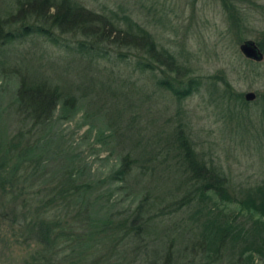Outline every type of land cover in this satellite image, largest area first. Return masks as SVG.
<instances>
[{
    "label": "rangeland",
    "instance_id": "374dc122",
    "mask_svg": "<svg viewBox=\"0 0 264 264\" xmlns=\"http://www.w3.org/2000/svg\"><path fill=\"white\" fill-rule=\"evenodd\" d=\"M14 1L0 0V19L14 11ZM87 4L96 9L105 4L131 15L152 33L158 46L174 55L180 73L166 70L143 52L95 45L54 28H49L50 37L33 33L0 42L1 158L20 127L16 87L21 78L51 83L74 98L70 107L56 111L39 135L40 167L34 173L23 167L9 180L2 174L0 264H31L38 245L20 232L17 222L31 217L26 199L34 208L37 200L49 198L65 167L95 187L92 196L97 201L89 215L96 219L131 218L138 201H145L148 224L138 235L116 230L99 238L109 245L97 247L110 263L164 264L163 255L171 248L169 262L206 264L202 221L214 215L216 205L238 222L250 223V214L215 196L172 211L173 201L188 186L176 145L186 138L206 165L221 168L231 191L264 186V0H87ZM17 28L7 26L4 31ZM246 40L256 42L261 60L242 54L240 45ZM247 92H254L255 98L247 101ZM125 155L132 169L117 180L114 174ZM56 214L78 225L72 223L78 220L72 213ZM56 214L51 211L44 217ZM94 229L83 231L89 235ZM98 237L92 236L88 246ZM65 247L60 245L51 264L69 263L62 252ZM231 251L212 264H264L258 254L251 255L252 261L239 260L238 249Z\"/></svg>",
    "mask_w": 264,
    "mask_h": 264
},
{
    "label": "trees",
    "instance_id": "16d2710c",
    "mask_svg": "<svg viewBox=\"0 0 264 264\" xmlns=\"http://www.w3.org/2000/svg\"><path fill=\"white\" fill-rule=\"evenodd\" d=\"M13 25H18V28L4 31L5 27ZM49 28H54L62 34L77 35L95 45L104 44L107 47L143 52L150 60L175 74H179L181 70L174 55L164 47L158 46L152 33L131 15L120 13L105 4L96 9L89 6L87 0H15L14 11L0 19V42L33 33L50 37ZM147 64L149 63H144L143 66L152 69L151 65ZM67 94L51 83H30L24 78L20 79L16 87V113L20 127L7 143L5 155L0 157V178L5 173L8 180L14 179L23 167L30 168L32 173L40 167L42 153L36 151L37 140L57 110L74 104L73 96ZM192 147L183 137L176 145L188 186L183 195L173 201L172 205L175 204V207L172 211L189 206L194 201L205 203L206 199L215 196L223 203H233L239 210L247 211L251 221L249 223L232 220L216 205L214 215H208L202 221L200 241L206 264L217 262L223 253L232 252L234 249H238L239 260L247 258L252 261V254L264 258V186L231 191L221 168L214 164L206 165ZM131 169L129 155H125L121 157L114 176L117 180H122ZM80 178L76 171L65 167L61 170L58 184L52 187L49 198L37 200V206L34 208L30 206L33 201L26 199L31 217L22 215L17 224L20 232L25 233L27 239H33L38 245L36 255L31 256V264H51L52 257L61 252L62 244H66L65 250H62L67 253L64 258L66 262L69 260V263L65 264H114L109 262L106 252L97 247L98 244L109 248L105 241L100 242L106 235L104 233L124 230L122 234L132 231L138 235L140 230L147 226L144 200L138 201L131 218L125 217L114 222L109 216L100 219L90 216L89 213L97 201V198L92 196L95 187ZM2 180L4 179L1 178L0 181ZM51 211L54 214L72 213L73 218L78 219L72 222L78 223V230L75 231L76 226H72L65 219L64 223H61L63 220L57 214L51 219H45L44 215ZM207 213L211 214V207ZM93 226L95 229L85 235L83 229H93ZM96 235H99L98 240L102 239L88 246V240H93L91 237ZM171 251L172 249L168 248V252L163 255L164 264H176L169 262Z\"/></svg>",
    "mask_w": 264,
    "mask_h": 264
},
{
    "label": "water",
    "instance_id": "95a60500",
    "mask_svg": "<svg viewBox=\"0 0 264 264\" xmlns=\"http://www.w3.org/2000/svg\"><path fill=\"white\" fill-rule=\"evenodd\" d=\"M240 50L242 54L250 59L254 60H261L263 57L262 52L260 51L258 45L256 44L255 41L253 40H246L240 45ZM244 98L247 101H251L255 98V93L254 92H247L244 95Z\"/></svg>",
    "mask_w": 264,
    "mask_h": 264
}]
</instances>
